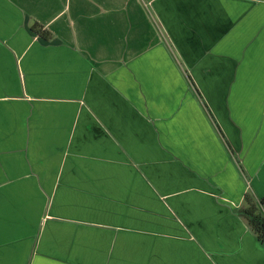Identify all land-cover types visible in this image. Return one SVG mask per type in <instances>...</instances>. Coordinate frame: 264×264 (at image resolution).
<instances>
[{
  "label": "crops",
  "instance_id": "0c3cea01",
  "mask_svg": "<svg viewBox=\"0 0 264 264\" xmlns=\"http://www.w3.org/2000/svg\"><path fill=\"white\" fill-rule=\"evenodd\" d=\"M264 0H0V264H264Z\"/></svg>",
  "mask_w": 264,
  "mask_h": 264
},
{
  "label": "trees",
  "instance_id": "16d2710c",
  "mask_svg": "<svg viewBox=\"0 0 264 264\" xmlns=\"http://www.w3.org/2000/svg\"><path fill=\"white\" fill-rule=\"evenodd\" d=\"M244 203V207L239 210L240 215L246 220L256 238L264 245V214L261 211V205L264 204V197L260 200L259 205L256 206L250 196L246 194Z\"/></svg>",
  "mask_w": 264,
  "mask_h": 264
},
{
  "label": "built area",
  "instance_id": "2783aa9c",
  "mask_svg": "<svg viewBox=\"0 0 264 264\" xmlns=\"http://www.w3.org/2000/svg\"><path fill=\"white\" fill-rule=\"evenodd\" d=\"M261 211H262V213L264 214V204L261 205Z\"/></svg>",
  "mask_w": 264,
  "mask_h": 264
}]
</instances>
